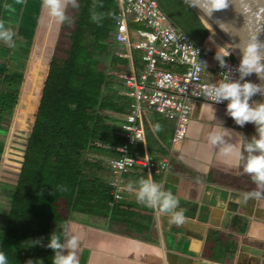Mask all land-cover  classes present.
<instances>
[{
    "label": "trees",
    "instance_id": "trees-1",
    "mask_svg": "<svg viewBox=\"0 0 264 264\" xmlns=\"http://www.w3.org/2000/svg\"><path fill=\"white\" fill-rule=\"evenodd\" d=\"M3 1L0 0V19ZM157 2L170 22L205 51L216 49L190 3ZM77 3L80 7L68 14L73 23L60 26L67 38L65 46L60 49L54 41L47 54L33 104L22 89L18 93L23 77L21 61L0 42V118L2 112L12 108L17 93L18 103L31 109L28 133L0 230V251L5 253L8 264H52L53 252L46 247L48 239L52 233L62 239L64 223L74 211L106 215L123 203L121 198L108 203L109 184L102 175L107 164L101 156L92 155L113 153L111 145L125 138L115 118L105 111H124L131 98L117 91L119 76L109 70L112 66L121 70L128 67L127 57L113 49L118 1ZM93 11L102 14L99 22L92 20ZM132 24L130 21L129 25ZM14 39L20 48L30 41V37ZM118 56L123 57L125 65L117 64ZM132 60L135 65L141 63L140 49H132ZM144 127L149 151L165 152L168 140L160 131L153 132L154 122L144 120ZM37 240L41 243H35Z\"/></svg>",
    "mask_w": 264,
    "mask_h": 264
},
{
    "label": "crops",
    "instance_id": "crops-1",
    "mask_svg": "<svg viewBox=\"0 0 264 264\" xmlns=\"http://www.w3.org/2000/svg\"><path fill=\"white\" fill-rule=\"evenodd\" d=\"M207 103L212 102L194 99L184 136L173 143V119L143 109L144 120L159 123L161 135L168 140L165 152L147 148L153 156H167V167L153 172V180L177 197L185 213L184 224L176 227L170 217L137 202L135 192L126 186L136 185L147 173L143 166L134 165L122 173L117 197L122 204L106 215L74 211L66 219L61 242L65 233L79 238V264H264V190L257 188L242 166L230 167L207 143L216 123L223 122L249 139L256 134L255 126H237L223 104L213 105L214 121ZM105 111L117 115L118 123L122 111ZM92 155L105 161L108 153ZM109 173L106 165L102 175L106 178ZM253 191L261 195L245 201Z\"/></svg>",
    "mask_w": 264,
    "mask_h": 264
},
{
    "label": "built area",
    "instance_id": "built-area-1",
    "mask_svg": "<svg viewBox=\"0 0 264 264\" xmlns=\"http://www.w3.org/2000/svg\"><path fill=\"white\" fill-rule=\"evenodd\" d=\"M117 1L113 49L127 57L128 67L121 70L112 66L109 70L120 78L117 91L131 98L118 121L125 138L113 143L114 152L105 158L110 169L106 177L109 204L120 196L122 173L130 167L141 165L147 175L167 167L166 155L153 156L147 149L143 109L156 110L173 119L170 133L173 143L184 136L194 99H205L204 87L218 83L225 74L230 79L239 77V61L231 46L215 44L216 49L205 51L183 29L170 22L157 0ZM133 48L140 49L139 65L132 60ZM221 48L231 53L224 58L227 67H221L216 58ZM199 62H205L207 67L196 73L194 63ZM220 104L226 105L227 101ZM127 158L133 160L131 165L127 164Z\"/></svg>",
    "mask_w": 264,
    "mask_h": 264
},
{
    "label": "clouds",
    "instance_id": "clouds-1",
    "mask_svg": "<svg viewBox=\"0 0 264 264\" xmlns=\"http://www.w3.org/2000/svg\"><path fill=\"white\" fill-rule=\"evenodd\" d=\"M24 2L25 0H15L16 4ZM185 2L192 6L198 3L208 16L226 10L230 5V0H185ZM79 7L77 0H42L41 4L43 12L57 27L64 24L71 25L73 19L68 15V10ZM4 8L15 11L11 4H5ZM91 18L99 22L102 14L93 11ZM15 36L16 32L13 28L8 26L5 20L0 19V42L9 48H15ZM236 50L240 54L238 79H230L229 75L225 74L218 83L206 85L203 96L212 103H207L205 106L212 113L211 119L215 121L213 105L227 101L226 114L241 128L248 123L253 124L256 134L249 139L243 133L228 129L223 126V122H219L208 133L207 143L230 167L242 166L243 172L251 177L257 188L264 190V102L257 103L252 99L256 95L264 97V83L245 80V77L255 74L258 80L264 82V40H261L258 34L251 33L236 45ZM229 55H231L229 51L220 49L216 58L221 67H227L224 58ZM206 67L205 62L194 63L196 73L205 71ZM161 130L162 126L159 123L154 125V133ZM120 151L124 150L120 149ZM126 162L131 165L133 160L127 158ZM126 187L128 191L135 192L138 203L155 210L160 216L170 217V222L176 227L184 224L185 213L180 208L179 200L172 192L166 191L162 183L155 182L151 172L148 173L147 178L139 179L136 185L129 183ZM260 195L261 191H253L245 196V201ZM35 243L39 244L41 240ZM79 244V238L75 235L65 233L62 243L60 237L52 233L46 245L53 252L52 264H79L77 257ZM0 264H8L3 251H0Z\"/></svg>",
    "mask_w": 264,
    "mask_h": 264
},
{
    "label": "rangeland",
    "instance_id": "rangeland-1",
    "mask_svg": "<svg viewBox=\"0 0 264 264\" xmlns=\"http://www.w3.org/2000/svg\"><path fill=\"white\" fill-rule=\"evenodd\" d=\"M5 4H11L15 11H8L3 7L2 19L5 20L8 26L13 28L16 37H20L21 40L30 37V41L25 42V48H20L16 44L15 48H11V52L17 60L21 61L20 66L23 77L19 83L18 93L22 89L25 95L28 94L29 101L33 104L37 94L40 72L44 68L52 43L55 41L62 49L67 38L65 31L60 26L57 27L52 23L43 12L41 8L42 0H25L23 4H16L15 0H6ZM73 11L74 9L70 8L68 14H72ZM209 35L215 44L224 46L210 33ZM116 62L118 65H122L123 57H116ZM34 72L36 73L35 77ZM28 90L29 92H27ZM17 98L12 108L9 111L2 112L0 118V139L2 140L0 143V229L8 206L10 187L12 188L14 183L22 147L28 133L31 112V109H24L18 103ZM111 116L117 117L114 114Z\"/></svg>",
    "mask_w": 264,
    "mask_h": 264
},
{
    "label": "water",
    "instance_id": "water-1",
    "mask_svg": "<svg viewBox=\"0 0 264 264\" xmlns=\"http://www.w3.org/2000/svg\"><path fill=\"white\" fill-rule=\"evenodd\" d=\"M192 5V4H191ZM207 27L209 33L226 48L230 45L232 53L240 63V54L236 45L249 34L256 33L264 40V0H230L226 10L208 16L197 3L193 6ZM252 83H264L255 74L245 77ZM253 100L264 102V97L256 95Z\"/></svg>",
    "mask_w": 264,
    "mask_h": 264
}]
</instances>
